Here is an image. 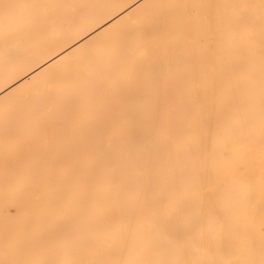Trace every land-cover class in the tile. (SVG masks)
I'll return each mask as SVG.
<instances>
[{
	"label": "bare ground",
	"instance_id": "obj_1",
	"mask_svg": "<svg viewBox=\"0 0 264 264\" xmlns=\"http://www.w3.org/2000/svg\"><path fill=\"white\" fill-rule=\"evenodd\" d=\"M240 2L260 0H0V239L11 204L18 215L10 228L48 242L53 254L73 233L89 259L194 258L181 257L171 242L180 233L190 252L203 255L210 247L223 259H247L244 240L250 233L259 243L264 225L256 218L264 219L258 10L250 33L226 28L221 44L213 40L201 53L214 59V80L204 75L211 64L193 72L180 26L186 13L229 16L230 8L207 6ZM164 17L177 23L168 42L158 39L155 23ZM17 73L19 83L3 93ZM116 88L159 105L158 134L135 153L149 162L144 180L151 183L141 185L137 170L123 162L106 167L96 151L101 139L109 150L107 136L96 133L111 120L100 101ZM226 142L238 168L222 158ZM250 152H257L252 162L263 163L250 165ZM141 187L169 204L168 236L136 199Z\"/></svg>",
	"mask_w": 264,
	"mask_h": 264
},
{
	"label": "snow or ice",
	"instance_id": "obj_2",
	"mask_svg": "<svg viewBox=\"0 0 264 264\" xmlns=\"http://www.w3.org/2000/svg\"><path fill=\"white\" fill-rule=\"evenodd\" d=\"M7 7L10 5H5V8ZM139 7L144 8L147 5H139ZM183 7L187 10L196 6L184 5ZM207 7H227L232 9V14L221 16L209 13L202 18H194L190 13H186V19L180 26L185 33V44L192 53L193 72H195L197 64H211V69L204 75L207 79L214 80L216 75L214 59L212 56H203L201 53L208 49L213 40L219 46L221 44L219 38L226 28H238L243 33H250L255 23V17L251 14L252 10H258L261 37L264 39V0H260L259 5L240 2L230 5H208ZM155 23L158 25V39L161 42H168L173 39V32L177 26L176 21L164 17ZM5 55L12 56L14 52L6 50ZM18 77L19 73L16 74L15 78L12 76L7 78V86L3 89V93L7 94L10 88H14L15 84L19 83ZM196 86L194 80V87ZM100 103L111 117L109 126L96 133L101 138L107 136L109 140L108 151L104 150L103 139L98 142L96 147V151L102 156L105 166L113 167L123 162L126 167L137 170V178L141 185L145 182L151 183V178L147 181L144 180V170L149 162L145 161L141 164L135 158V153L148 149L150 138L158 134V129L154 124L160 115L159 105L145 104L138 97L123 94L119 88L105 96ZM38 139L42 145L47 144L46 136L40 135ZM222 158L225 163L231 164L234 168L239 167V162L234 159L233 149L227 142ZM135 196L141 202L147 218L161 231L162 235L168 236L169 233L165 229L163 220L167 215L169 204L151 194L144 187H141ZM17 215V209L11 204H7L4 209V234L0 239V264H264V225H262L259 243L253 237L245 238L244 243L250 255L244 260L220 258L218 253L210 247L205 249L203 255L197 254L199 250L190 252L184 247L186 235L178 233L171 237V242L178 253L181 257L192 255L194 258H177L167 261H116L86 258L73 233H68L65 236L62 245L63 252L53 254L48 242L39 240L26 231L10 228L8 222ZM257 248L259 249V259L255 258Z\"/></svg>",
	"mask_w": 264,
	"mask_h": 264
},
{
	"label": "rangeland",
	"instance_id": "obj_3",
	"mask_svg": "<svg viewBox=\"0 0 264 264\" xmlns=\"http://www.w3.org/2000/svg\"><path fill=\"white\" fill-rule=\"evenodd\" d=\"M256 142H258V141H253V143H256ZM262 142H263V141H262ZM256 149H257V148H256ZM256 149H255V150H256ZM251 151H252V150H251ZM257 151H258V150H257ZM263 151H264V150H263ZM252 152H253V151H252ZM252 152H250V154H249V159H250L249 162H251L250 165H255V164H252V163H256V165H259L260 163H263V162H260L259 164H257V162H259V161L256 162V160H255V161L253 160V162H252L251 160L254 159V158L256 157L255 155L257 154V152H256V154L253 153V155H252ZM259 153H260V151L258 152V154H259ZM258 154H257V158H258V156H259V157H262V156L264 155V154H263L262 156H260V155L262 154V152H261V154H259V155H258ZM263 157H264V156H263ZM257 158H255V159H257ZM258 159H259V158H258ZM258 159H257V160H258ZM262 159H263V158H262ZM263 160H264V159H263ZM261 161H262V160H261ZM253 170H254V169H253ZM253 170L250 169V171H252V172H253ZM250 171H249V172H250ZM249 175L251 176V172L249 173ZM257 175H258V174H257ZM259 176H260V175H259ZM254 177H255V176H254ZM263 201H264V199H263ZM255 202H257V200H255ZM258 202H259V201H258ZM257 205H258V203H257ZM256 208H257L256 211H257V210H259V211L261 210V211H262V209H259V208H260L259 206H257ZM257 212H258V211H257ZM257 212H256V213H257ZM256 213H255V214H256ZM259 213H261V212H259ZM259 213H258V214H259ZM259 215H261V214H259ZM261 216H262V215H261ZM259 217H260V216H257V215H256V218H257L258 222H261V221L263 222L264 219H263V218H259ZM261 227H262V224H261ZM252 234H254V233H252ZM248 235H249V237H253L255 234L252 236V235L249 233V234H247V236H248ZM258 235H260V234H258ZM258 235H257V239L260 240V236H261V235H260L259 237H258ZM255 236H256V235H255ZM253 238H255V237H253ZM255 239H256V238H255ZM259 240H258V241H259ZM235 252H236V251H235ZM249 255H250V254H246V255H243V256L249 258ZM236 256H239V254L236 255ZM255 258L259 259V253H255Z\"/></svg>",
	"mask_w": 264,
	"mask_h": 264
}]
</instances>
